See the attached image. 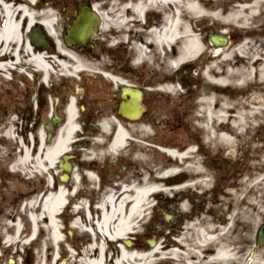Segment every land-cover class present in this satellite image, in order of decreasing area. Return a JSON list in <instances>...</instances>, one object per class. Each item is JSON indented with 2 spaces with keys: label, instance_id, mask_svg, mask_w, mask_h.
<instances>
[{
  "label": "bare ground",
  "instance_id": "1",
  "mask_svg": "<svg viewBox=\"0 0 264 264\" xmlns=\"http://www.w3.org/2000/svg\"><path fill=\"white\" fill-rule=\"evenodd\" d=\"M151 1L160 3L163 13L162 22L159 28L149 30L150 37L147 36L142 43L134 44L140 59L146 60L150 57L148 48L153 44L155 50L160 52L158 56L166 78L164 90L172 94L179 93V83L184 84V79L180 82L175 79L174 71L187 68L189 64H194L205 56L211 60L201 75L206 86L203 100H201L202 106L197 110V114H192L190 123L193 122L198 127L197 133L203 134V148L210 151L214 149L221 151L228 146L232 148L230 157L236 156L239 146L237 140L241 135L240 130L245 128V122L247 121V124L253 127L252 118L263 117L264 114L263 111L253 114V111L249 110L237 116L234 110L238 107V103H242V106L250 103L264 106V58L253 60L254 75L253 70L241 67L218 70L222 65H228L231 62L233 53L227 50L230 48L229 44L216 45L211 37L214 34L230 36L233 34L231 30H227L230 26L236 23L242 25L241 22L249 18H253L255 35L264 36V29H262L264 27V0ZM49 4L41 0L0 1L2 18L0 23V77L5 72L19 67V58L24 60L22 62L24 65H22L26 67L28 76L31 72L36 75L40 74L41 88L49 83L52 64L61 69L67 68L69 64L73 66L72 74L77 75L83 71L85 75L92 78L97 76L93 69L105 65L104 62L90 64L87 60L88 54L83 55L66 43L68 48L64 47L59 40H56V55H51L47 50H42L31 43L27 34L34 27L36 19L41 18V23L46 30L53 36L55 34L52 30V17L55 13L49 8ZM137 10L140 12L141 8L138 7ZM105 15V13L100 15L102 28L105 26L120 27L123 24H125L124 27L128 26L129 20L125 19L124 15L114 16V18ZM34 39H37L36 36ZM261 48L264 50V43L261 44ZM112 79L117 81L113 77ZM237 81L239 82L236 83ZM249 84H253V92H247L245 96H240L241 93L231 95V91L226 93L229 87L242 89ZM229 90L233 89L229 88ZM231 101L232 107H229ZM14 114V111H10L7 118L0 119V143L23 148L21 157L17 159L18 169L23 170L17 172L18 182L26 186L33 182L34 185L31 190L20 194L23 197L28 195V198H24L26 209L24 211L19 209L10 216L13 231L12 235H8L9 239L6 242L10 248L16 250V253L19 254L23 248L28 249L29 245L36 243L37 264H52L51 261L54 258L57 259V249L63 251L66 256L63 264L68 261L73 263L76 258L74 254L69 253L70 251L73 253V249H78L74 243L76 232L80 238H84L85 235L90 236V241L76 252L79 260L76 264H149L168 258L184 261L186 264H208L209 262L226 264L235 256L232 248L233 241L229 237L230 221H233V215L227 217L229 220L226 223V218L219 221L209 214L190 219L192 213H188L189 204L185 199L188 196L187 193L198 183H201L205 189H208L211 183V180L196 181L203 171L201 162L196 160V154L192 150V144L199 140L196 137L187 139L184 144L168 141L170 146L184 148V153L179 154L176 150H169L170 156L159 154L161 155L160 166L153 170L147 168L148 171L136 172L135 175H140V178L130 176L120 184L115 183L100 197L97 208H89L86 205L87 195L75 190L80 181L79 177H74L73 187L57 183L52 189L46 188L47 181L41 179V184L46 190L40 198L37 197L39 191L35 188L36 180L33 178L36 172H46L56 168L61 156L72 149L71 146L79 133L78 123L81 120L77 108L72 104H67L66 119L60 124L55 137L50 141L44 136L45 130L42 127H38L37 130L35 124L30 130L33 134L31 137L28 133L30 125L23 122V129H21ZM111 114L109 113L108 119L102 126V130L106 132L109 130V125L116 124V135L109 151L119 150L123 153L127 151V138L133 132L148 134L145 122H135L139 126L137 129L130 130L126 124L133 123L119 120L117 115L116 118ZM260 119L262 120L259 121V125H264V117ZM93 140L97 146L102 141L101 138ZM136 148L140 154V157L136 159L137 164L148 162L152 149L139 144H136ZM85 152V157L92 156L94 162L100 160L102 156L105 157V152L98 155ZM177 155L185 159L191 157L194 162L181 172L174 166L175 159L173 158ZM249 170L253 171L252 168ZM189 176L191 183L185 180ZM86 177L92 184L97 179L91 170L86 172ZM251 181L253 182V175ZM261 181L262 179H257L255 183L260 184ZM224 195L232 204L235 202V191H225ZM158 197H160V203L156 204L155 199ZM165 200L171 201L175 210L188 216L186 223L181 226L176 224L175 210L164 213L167 219L159 233L164 235L166 231V242L163 244V242H157L156 236L159 234L155 229L149 228V225L153 220L156 223L157 214L162 210L160 206ZM249 206L255 207L254 213L253 216H245V221L253 220L254 224L256 223L255 217L260 216L262 203L260 201L255 204L250 202ZM68 212H76V214L72 213L74 216L71 217L70 226L66 222ZM25 220L32 225V231L24 240L21 227ZM38 231L41 232V236L34 239ZM144 231L147 236L150 232L152 236L150 239L155 241L154 244H150V241L149 243L140 241ZM211 234L214 235L211 236ZM190 238L192 243L197 245L193 256L189 247L192 244ZM45 244H51V252L47 254L44 251ZM261 257H264V253ZM24 264H31V262L26 258ZM258 264H264V259H260Z\"/></svg>",
  "mask_w": 264,
  "mask_h": 264
},
{
  "label": "rangeland",
  "instance_id": "2",
  "mask_svg": "<svg viewBox=\"0 0 264 264\" xmlns=\"http://www.w3.org/2000/svg\"><path fill=\"white\" fill-rule=\"evenodd\" d=\"M48 1L49 8L52 10L53 13H55V16L52 17L53 19V25L52 30L54 31V36L49 33V37L47 39L46 33L44 30L46 28L41 23V18L36 19V22L34 24V27L30 29V31L27 34V38L31 41V43L41 48L42 50H47L49 54L56 55L57 54V47H56V40H59L64 47H67L64 43L63 39L61 38V28H60V11L63 9V4L61 0H45ZM44 5H46L44 3ZM48 6V5H47ZM48 8V9H49ZM39 11V10H38ZM105 23V22H104ZM242 25L236 23L232 26H230L227 30H231V40L229 43V47L227 50L231 53H233V58L230 60L231 62L228 65H222L218 70L224 71L226 68H235V67H241L243 69H249L253 70V75L255 74L253 69V60L256 58L263 59L264 58V50L261 48V44L264 43V36L263 35H255L253 32V18H249L243 22H241ZM105 25V24H104ZM108 26L103 28V34L107 32ZM264 29V27H262ZM45 36H44V35ZM34 35V36H33ZM36 36V40L34 39ZM43 43V45H42ZM42 45V46H40ZM157 49V48H156ZM241 50V52H239ZM97 51H88V58L87 60L91 63H94V60L92 59V54H101V52ZM157 54L160 52L157 50ZM162 52V51H161ZM255 54V55H253ZM257 54V55H256ZM104 55V54H103ZM241 59V60H240ZM20 61H23L19 58ZM149 58L145 61H148ZM93 61V62H91ZM99 61H105L106 59L103 57L102 60ZM211 63V60L208 59L207 56H205L202 60L196 61L194 64H191L194 66V73L190 74L189 79L190 83L184 87L181 85V89H179V93L176 95H171V97L164 101L163 104L164 108H170L177 110L173 116V119L177 116V121H174L173 127H165L164 119H167L166 115H159L156 117H149L146 121L148 127H150V132L152 134L155 133L156 142L161 143L163 141H174L180 142L181 144H184L187 139H191L192 137H196L199 140H203V134L200 132L197 133L198 127L196 125L190 123V118H192V114L196 113L197 110L201 109L202 103L201 100H203V94L206 91V86L203 83L202 80H204L201 75L205 69V67ZM23 63L21 62L20 65ZM24 65V64H23ZM67 68L61 69L58 68L56 65L52 64L50 68L49 73V83L45 85L43 89H41L40 92V74L31 72L28 76L26 73H22L26 68L25 66L19 67L21 68V74L19 72H13L12 78L10 81H3L4 79L0 78V115L1 113H9V111H16L18 112V118L21 120H24V122H35L36 123V115L38 112V106H37V99L41 97L44 100L45 105L47 104L49 108L52 107V101H54L55 96H60V104L59 109H64L66 103H68L73 96L78 100L79 104H82L85 106L86 110L82 111L81 118L83 120L88 121L91 123L92 121L97 123L98 121L102 120L105 121L108 116L109 111H113V108L116 106V99H119V97L115 98L112 93L116 90L108 80L107 81H94L93 78L85 75L83 71L78 73L77 75L72 74L73 66L67 65ZM106 67V65H105ZM103 68V67H101ZM60 69V70H59ZM96 68H94L95 70ZM100 69V67H99ZM98 69V70H99ZM27 71V69L25 70ZM101 71V69H100ZM174 71V75H175ZM180 72V71H179ZM25 75V77L23 76ZM159 75V74H158ZM159 76H164L163 71L160 72ZM176 77H179L178 74ZM178 80V78H175ZM237 81L236 83H238ZM108 83V84H107ZM83 88V90H82ZM229 88L233 90H229ZM226 89V93L231 91V95H236L238 93H241L240 96H245L247 92H253V84L246 85L242 89H235L233 87H229ZM77 90V92H76ZM82 90V92H81ZM39 91V93H38ZM79 92V93H78ZM39 94H41L39 96ZM5 100V102L8 104L7 107L2 109V106L4 105L1 101ZM34 102V105H33ZM2 105V106H1ZM232 107V101L229 104V107ZM4 107V106H3ZM10 108V109H9ZM9 109V110H8ZM262 109V110H261ZM237 112L238 115H242L243 113L248 112L249 110L253 111V114L257 111H263L264 112V106L263 105H255L253 103L245 104V106H242V103H238V107L234 109ZM61 112V111H60ZM64 114V119H66V112ZM197 114V113H196ZM229 115V113H227ZM261 116V115H260ZM264 117V114L262 115ZM51 117L50 112L49 113H43V121L49 120ZM263 117L258 118H252L253 127H250L247 124V121L245 122V128L244 130H240V134L238 137V147H237V153L236 156H233V158L230 157L232 154L231 150L232 148L226 146L225 149L219 151L217 149H214L212 151H209V149L205 148V152L207 155H203L201 153L197 154L196 160L202 161V159L205 160L207 157H209L206 161H210V156H219L221 166L218 168V170L214 171L211 168L207 167L204 168L205 171H203V179H210V192L207 193V203L204 206H207L210 213H214L212 218H217L219 221H222V218H226V223H228L227 217H231L233 215V221H230L231 224V230L229 232V237H231L232 248L235 252V256L233 259L226 263V264H258L260 259H264V257H261L264 253V244L261 246H257V235L262 226H264V125H259V121H261ZM63 119V121H64ZM159 119H162L163 126H160L158 121ZM179 119V120H178ZM248 120V118L246 119ZM63 121H61L63 123ZM153 121H155L156 124L159 126H154ZM133 124H126V127H128L130 130L137 129L139 124H136L135 122H132ZM80 125V122L78 123ZM152 125L153 127L151 128ZM165 127V128H164ZM97 128V127H96ZM153 130V132H152ZM197 131V132H196ZM137 134V133H136ZM142 135V134H141ZM171 137V138H170ZM144 136H141V140L138 139L141 143V145H146L143 141ZM202 138V139H200ZM165 143H168V142ZM152 144V143H150ZM131 147H133L131 145ZM136 147V146H135ZM134 149V148H133ZM133 149L129 151L128 156H123V162L127 165L126 169L120 174V178H128L132 175H134L138 171L146 170L147 168H155L161 165V155L158 153H151L148 157V162L150 164H147V162L140 163L139 166H135L136 159H138V156H140L139 152L134 153ZM17 152V157H19L22 154ZM137 154V155H135ZM13 155L15 156V150ZM134 155V157L132 156ZM135 159L134 161H132ZM113 160V159H112ZM115 160H119V158H116ZM111 161V160H110ZM109 161V162H110ZM132 161V162H131ZM194 159H190V163L192 164ZM109 165V166H108ZM108 174L105 176L106 181L111 178L114 179L113 174L114 173L112 166L108 164ZM138 165V164H137ZM190 166V164H188ZM151 168V169H152ZM252 168L253 171H250L249 169ZM58 169V167H57ZM56 169V170H57ZM260 170L262 172H260ZM260 172V173H259ZM210 175V176H209ZM253 175V182L251 181ZM140 176V175H139ZM45 178V177H43ZM124 178V179H125ZM36 180L35 188L41 192L44 191L45 187L43 188V184L39 181V179L36 177L34 178ZM257 179H262L260 184H256L255 181ZM46 181V178H45ZM188 181V183H190ZM71 181L69 182V185L71 186ZM18 188H23L24 190L27 189L29 191L31 189L30 186H26L20 181L18 182ZM83 186V185H82ZM88 186V185H86ZM34 187V185H33ZM32 187V188H33ZM219 187V189H217ZM43 188V189H42ZM51 188V187H49ZM88 189L87 187H84V189ZM195 190L197 192H204L205 188L202 185L196 186ZM225 191H235L236 192V200L232 204L230 200H227L226 196L224 195ZM88 193V192H85ZM89 193H92V191H89ZM172 198V197H170ZM157 201L159 199H156ZM205 201L203 199H196L195 205H191L192 209L189 207L190 212L191 210H196L198 207L202 206V202ZM262 203L260 216L257 218L255 217L256 223L253 224V220L251 222L245 221V216H253L254 213V206L250 207L249 203L253 202L254 204L257 202ZM16 203V202H15ZM160 203V200L158 201ZM169 211L174 210L173 204L167 203L166 200L161 204V208L168 209ZM14 209V208H13ZM163 209V210H164ZM7 213V212H4ZM206 215V214H203ZM197 217V214L195 215ZM195 217V218H196ZM67 219H70V216L67 215ZM158 224L162 227V225H165L166 219L163 215H159L157 218ZM186 218L184 221V224L186 223ZM24 229L23 233L29 231L30 224H28L27 220L23 222ZM181 224V225H184ZM163 228H158L155 231L157 234L161 232ZM172 229V228H171ZM169 231V229H168ZM164 235H157V242H166V231H164ZM212 233V232H211ZM22 234V236H24ZM212 234L211 236H213ZM41 236V232H39L38 237ZM151 234L146 238H151ZM23 238V237H22ZM145 241V238L142 239ZM82 240L78 238L77 244L80 247ZM190 243H192L190 238ZM213 244V242H212ZM211 244V245H212ZM31 249L23 248L24 251L30 252V258L32 261V264H37V256H36V243L29 245ZM191 248V255L193 256L196 252L197 245H194V242L189 245ZM51 244H45L44 245V251L45 254L51 252L50 250ZM56 250V249H55ZM190 255V256H191ZM21 262V260H18ZM175 261V262H174ZM178 260H172V259H163L157 262H151L149 264H186L184 261H178ZM79 262L77 258L75 259V264ZM53 264V260L51 261ZM21 264V263H20ZM208 264H225L221 262H209Z\"/></svg>",
  "mask_w": 264,
  "mask_h": 264
},
{
  "label": "flooded vegetation",
  "instance_id": "3",
  "mask_svg": "<svg viewBox=\"0 0 264 264\" xmlns=\"http://www.w3.org/2000/svg\"><path fill=\"white\" fill-rule=\"evenodd\" d=\"M0 1H8L13 2L14 0H0ZM45 1V0H41ZM63 4V9L60 11V28H61V38L64 41L65 36L68 34V30L70 28V25L72 24L73 20L77 16V13L82 10L85 7L96 9V11L101 15V13H105L107 17L114 18V16L124 15L125 19H128V26L124 27L125 24H123L120 27H111L107 29V32L103 34V28H102V21L100 24V27L97 31V34L94 36L91 42L86 43L85 45L79 46L74 48L77 51H80L83 55L88 54V51H97L101 52V54H92V59L96 63H102L104 62L105 65L103 68H97L93 69L94 73L97 74L96 78H93L95 82L98 80L107 81L115 86L116 90L112 93V95L119 99H116V106L113 108V111H109L106 116H109V113H112L111 115L116 117L117 119L127 122H145L148 120L146 118L149 117H156L159 115H166L167 119L157 120L160 126H163L162 121L165 122V127H173L174 121H177V116L173 119V116L177 110L175 109H168L164 108V101L167 102L169 97L172 94L169 92H166L164 90V86L166 85V78L165 74L164 76H159L160 72L163 71L162 64L160 61V58L158 54L156 53L155 47L153 44L149 46L148 51L150 52V57L148 61L141 60L139 57V54L137 53V50L135 48L136 42H141L142 40H146L145 38L149 35L148 32L152 28H159L161 26L162 22V8L159 2L151 1V0H61ZM48 2V1H46ZM49 3V2H48ZM140 7L141 11L139 12L137 8ZM140 14L138 17L137 15ZM1 15V13H0ZM2 21V18L0 16V23ZM111 26V25H110ZM65 42V41H64ZM96 52V53H97ZM104 54V55H103ZM106 59L105 61H99L102 60V58ZM26 68V67H25ZM99 69V70H98ZM26 70V69H25ZM13 72L17 71L15 69H11L9 72H5L0 78L4 79L3 81L7 80L10 81L12 78ZM164 73V71H163ZM159 74V75H158ZM178 72L175 74V78ZM6 75V77H5ZM106 75H110V79L106 78ZM113 78H115L117 81H114ZM184 84L187 86L190 83L189 77L184 79ZM108 84V83H107ZM44 88V87H43ZM40 87V92L41 89ZM125 89H131L136 90L140 92L141 94V101L140 104L142 105L143 109L141 111V114L138 119L135 120H128L127 118H124L120 112H119V105L120 102L123 100V91ZM83 90V88H82ZM39 93V91H38ZM41 94H39L40 96ZM127 100L131 99L130 93L128 94V97H126ZM4 105L2 106V109L8 106V104L5 102V100L1 101ZM60 96H55L54 101H52V107L49 108V106L44 103V100L39 97L37 99V106H38V112L36 115V123L35 122H26L30 125V129L28 130V133H30V136L32 137L33 134L30 132L32 129L33 124L36 125V129L38 130V127H42L45 130V138L50 141L52 140L57 130L62 123L64 119V114L66 105L64 109H59L60 104ZM168 103V102H167ZM34 105V102H33ZM10 109V108H9ZM8 109V110H9ZM86 108L84 109V111ZM11 111V110H10ZM9 113H1L0 119H5L10 114ZM61 111V112H60ZM12 112V111H11ZM49 113L51 116L53 114H58L60 116V122L55 124L53 127V136L50 138V131L47 129V125L49 121L52 119L50 117L49 120L43 121V113ZM82 110L80 109L79 115L81 116ZM14 117L16 118V122L18 123V112H14ZM115 114V115H114ZM108 118L101 121H98L97 123L91 122L89 123L86 120H83L81 118L80 125H78L77 129L79 130V133L77 134L72 146L71 150L68 153H65L61 156V159L57 163V177H56V184L59 185H67L69 187H73L72 185L74 182V177L77 176L80 178V181L77 183V186L75 187V190L78 191L80 194L87 195L86 205L89 208H97L99 206L100 197L108 191L109 188H112L115 183L120 184L123 181H126L127 178L123 177L120 178V174L126 169V164L123 162V156H128L129 151L133 149L134 153H138L137 148L135 147L136 144L141 145L140 141L138 139L141 138V136H144L143 141L146 145L152 149V152L162 154L159 150L162 146H170L168 143H165L166 141H163L161 143L156 142L155 133L152 134L150 132V127H148V134H142L139 132H133L128 136V149L124 153L122 151H115L111 152L109 151L110 145L113 142V139L116 135V124L109 125L108 131H103L102 126L105 124L106 120ZM146 119V121H145ZM179 120V119H178ZM21 129H23V122L21 121ZM1 123V121H0ZM153 125L159 126L158 124L153 121ZM151 128L153 127L152 125ZM97 127V128H96ZM164 127V128H165ZM128 128V127H127ZM129 129V128H128ZM153 132V130H152ZM102 139L99 146L94 144L93 139ZM171 138V137H170ZM202 139V138H200ZM141 140V139H140ZM168 142V141H167ZM152 143V144H150ZM203 141L197 140L195 143L192 144V150L196 154H203L207 155L205 152V148L202 146ZM131 145L133 147H131ZM175 148V150L179 154L184 153V148L179 146H171ZM207 149V148H206ZM15 150V156L13 155ZM17 147L10 146L8 144H1L0 143V264H24V261L26 258L29 259V261L32 264L31 258H30V252L22 251L18 254L16 253V250L12 247L10 248L9 244L6 242L8 240V235H12V227H11V215L20 210H25V200L24 198L28 195L20 196V194L27 192V189L24 190L23 188H18L22 186H18V162H17ZM85 151L88 153H92L93 155H98L101 152H105V157L102 156L100 160H96L95 162L92 159V156L85 157ZM210 151V150H209ZM111 153H115L114 155ZM150 153V154H151ZM149 154V155H150ZM130 155V154H129ZM137 155V154H135ZM205 155V156H206ZM134 157V155H132ZM138 156V155H137ZM165 156V155H164ZM140 157V156H138ZM150 157V156H148ZM189 157V156H188ZM219 156H210V161L207 163V159H202L201 164L203 166V171H205L204 168H211L212 170L216 171L221 166L220 158ZM116 158H119V160H115ZM233 158V157H231ZM113 159V160H112ZM193 158H187L185 159L183 156H180L179 158L175 159L174 166L181 172L185 170L188 167V164L192 165L189 161ZM111 160V161H110ZM133 159L132 161H134ZM110 161V162H109ZM131 161V162H132ZM137 161V160H136ZM194 162V161H193ZM67 163L71 164V169L67 170L65 166ZM137 163V162H136ZM144 163L145 162H140ZM108 164L112 166L114 173L113 174L114 179L109 178L107 181L105 176L108 174ZM147 164H150V162H147ZM108 165V166H107ZM139 166V165H135ZM152 167H150L151 169ZM152 168L151 170H153ZM88 170L93 171L94 175L96 176V181L94 184H92L91 181H89L86 177V172ZM202 174L197 177L196 181H202L206 180L203 179ZM210 176V175H209ZM133 178H140L139 175H132ZM125 178V179H124ZM190 176L186 177L185 180L190 181ZM182 179V178H181ZM185 180H182L183 182ZM210 180V179H207ZM71 181V185H69V182ZM174 182V181H173ZM192 182V181H191ZM190 182V183H191ZM31 185V188L33 187V182H30L28 186ZM83 185V186H82ZM88 185V186H86ZM202 185L201 183H198L197 186ZM203 186V185H202ZM84 187H87L88 189H84ZM195 187L187 193V197L185 198L189 204V207L192 209L191 205H195L196 199H203L205 201L202 202V206L198 207L196 210L189 209L188 213L189 216L191 215V218H195L196 214L198 218L200 215L203 214H209L211 216L214 215V213H210L206 205L207 203V193L210 192V187L208 189H205L204 192H197L195 190ZM219 189V187H217ZM31 190V189H30ZM89 191H92V193H89ZM88 192V193H85ZM19 193V198H18ZM40 192H38L39 195ZM37 195V196H38ZM160 200V197L156 198ZM155 199V203L157 204L158 201ZM171 200V199H170ZM16 202V203H15ZM167 203H170L166 200ZM193 202V203H192ZM172 203V202H171ZM181 203V201H180ZM161 207V206H160ZM14 208V209H13ZM168 208V207H167ZM164 209V208H163ZM161 210L157 214L156 217V223H154V220L149 225V228L158 229L162 228L160 224H158L157 218L159 215H163L165 219V212L169 211V208L166 210ZM175 210V208H174ZM171 211V210H170ZM7 212V213H4ZM71 212L67 215L70 216V219H67L66 215V222L70 226L71 225V217L74 216ZM184 214V213H183ZM177 210H175V220L177 225L184 224L185 218L187 220L188 215H183ZM97 215V214H96ZM183 226V225H181ZM148 233V232H147ZM150 234V232H149ZM146 232L144 231L142 233V236L140 238V241L144 243L142 240L145 238V241L149 243L150 238H146ZM148 237V236H147ZM78 238L82 240L81 246L79 247L77 244ZM75 244L77 245L78 249H82V247L87 244L90 241V236L85 235L84 238L78 237L77 233L74 234ZM136 240V239H135ZM73 243V244H74ZM73 249V247H71ZM78 249H73V253L70 252L69 254H74V257L77 258ZM59 264H63V261L66 260V256L63 253V251H59ZM68 255V254H66ZM18 260H21L19 262ZM66 264H75V262L71 263L68 261Z\"/></svg>",
  "mask_w": 264,
  "mask_h": 264
},
{
  "label": "water",
  "instance_id": "4",
  "mask_svg": "<svg viewBox=\"0 0 264 264\" xmlns=\"http://www.w3.org/2000/svg\"><path fill=\"white\" fill-rule=\"evenodd\" d=\"M99 16L95 11H92L88 8H83L76 20L73 22L72 27L70 28L68 35L65 37L66 42L70 46H80L84 45L87 42L92 41L93 37L96 35V29L99 24ZM211 40L216 45H226L228 43V39L226 37H220L217 35H213ZM131 95V99L127 100L126 95ZM123 100L119 106V112L122 116L135 119L138 118L143 109L140 104L141 94L136 90L125 89L123 91ZM57 120V117L54 118V121ZM53 123V122H52ZM52 123L47 126L50 130L52 129ZM51 132V130H50ZM67 170L71 169V165L67 164L65 166ZM264 243V226L261 228L258 238H257V246H260Z\"/></svg>",
  "mask_w": 264,
  "mask_h": 264
}]
</instances>
